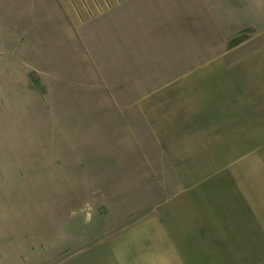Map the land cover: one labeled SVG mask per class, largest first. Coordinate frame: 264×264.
<instances>
[{
  "label": "rangeland",
  "instance_id": "rangeland-1",
  "mask_svg": "<svg viewBox=\"0 0 264 264\" xmlns=\"http://www.w3.org/2000/svg\"><path fill=\"white\" fill-rule=\"evenodd\" d=\"M9 1L0 0V264H100L91 247L169 190L168 178L142 175L140 100L192 72L194 89H207L234 32L218 18L171 17L166 0H82L93 16L76 40L33 42Z\"/></svg>",
  "mask_w": 264,
  "mask_h": 264
},
{
  "label": "crops",
  "instance_id": "crops-1",
  "mask_svg": "<svg viewBox=\"0 0 264 264\" xmlns=\"http://www.w3.org/2000/svg\"><path fill=\"white\" fill-rule=\"evenodd\" d=\"M166 1L171 17L218 18L221 29L225 24L234 32V43L204 75L207 89H194L201 79L192 72L140 100V128L147 135V149L140 148L146 154L142 175L168 178V194L91 247V262L264 264V210L259 211L264 209V0ZM180 3L187 12L178 13ZM9 4L20 15L12 16L14 24L28 26L20 31L34 34L28 36L33 42L40 34L62 40L61 32L76 40L77 29L93 16L92 8L83 10L82 0ZM231 50L249 51L229 59Z\"/></svg>",
  "mask_w": 264,
  "mask_h": 264
}]
</instances>
